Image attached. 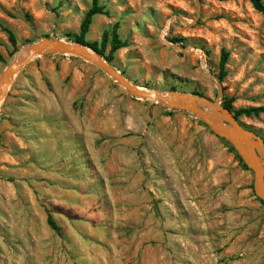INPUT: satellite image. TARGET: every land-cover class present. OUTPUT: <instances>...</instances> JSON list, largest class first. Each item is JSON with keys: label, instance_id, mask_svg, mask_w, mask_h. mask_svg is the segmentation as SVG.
<instances>
[{"label": "rangeland", "instance_id": "obj_1", "mask_svg": "<svg viewBox=\"0 0 264 264\" xmlns=\"http://www.w3.org/2000/svg\"><path fill=\"white\" fill-rule=\"evenodd\" d=\"M94 2L107 15L92 17L85 40L100 42L117 24L127 46L109 64L134 85L215 101L220 83L221 105L264 108V12L248 0H0V75L43 38L73 43ZM175 16L187 24L170 23ZM222 50L228 59L220 81ZM7 94L0 105V264H116L136 245L132 257L152 259L157 242L148 249L137 232L147 216L160 221L171 245L209 244L219 252L255 221L264 245L252 171L192 114L133 98L94 64L60 54L32 59ZM237 120L264 140V111ZM45 124L73 147L47 153L20 146L15 136L28 144L34 133L37 141ZM117 178H128L131 204ZM134 209L136 222L125 220Z\"/></svg>", "mask_w": 264, "mask_h": 264}, {"label": "water", "instance_id": "obj_2", "mask_svg": "<svg viewBox=\"0 0 264 264\" xmlns=\"http://www.w3.org/2000/svg\"><path fill=\"white\" fill-rule=\"evenodd\" d=\"M195 2L198 6L199 0H195ZM173 21L186 23L183 18L178 16L170 19V23ZM174 48L176 47L174 46ZM23 49H25V54L19 58L15 57L0 75V105L15 77L32 59L47 54L81 58L98 67L131 97L151 100L167 109L188 112L209 127L214 135L229 142L242 162L252 171L255 195L264 202V140L255 132L243 127L233 113L221 105L222 90L220 83H217L218 95L215 101L185 92L161 93L134 85L102 56L81 44L66 42L61 39L43 38ZM202 61L204 60L201 59ZM206 73L210 78H213L211 74Z\"/></svg>", "mask_w": 264, "mask_h": 264}, {"label": "crops", "instance_id": "obj_3", "mask_svg": "<svg viewBox=\"0 0 264 264\" xmlns=\"http://www.w3.org/2000/svg\"><path fill=\"white\" fill-rule=\"evenodd\" d=\"M7 98L8 94L4 100ZM42 126L45 127L46 133L44 134V138H38L37 141L33 140L36 137L34 133L30 134L29 137L31 140L28 142V144L18 139V136H15V138L19 140L20 146L38 148L39 151L45 150L47 153H54V149L56 147L60 149L67 148L70 145L73 147L71 142L64 144L63 141L60 142L59 140L55 139L51 131H49L48 124ZM50 130H52V128ZM130 151L132 152L131 148ZM127 181L128 178H117L116 183L121 186L125 185V187L120 191L123 192L122 194L125 193L127 195L126 202L131 204L130 202H132L133 197L128 196H130L129 194L133 191V189L129 187V184H125ZM63 203L65 204L66 210L72 211L69 204L67 205L66 202ZM138 213V210L134 209L131 212H127L124 218L125 220L130 219V222L135 223L136 221L134 219V215ZM251 226L253 227L248 228L245 232H243L241 237L237 239H246L245 242L238 243L237 240H234L227 247H223L219 252H215V249H213L212 245L209 244L191 243L186 244L187 246H185L183 243H181L179 246L171 245L170 243L168 244L166 241V236H164L162 233L163 230L161 231L160 221L154 222L153 220H150L149 216H147L145 222L140 223V226L137 227V232L141 233V241L144 243L147 242L146 247L148 249L151 246V242H157V257L150 259L142 256L140 260L136 257H132L136 256L134 254L137 253V249L139 248V245H136L133 250L136 251V253L134 252L129 258L117 259L116 264H263V260L261 259V257L264 255V245L263 241L261 240L262 233L256 235V232H254V228H258L259 223L255 221ZM133 246L134 245L132 244L123 243V247L127 249H133ZM141 246L142 244L140 247ZM170 246H172V248ZM170 253H173V259L171 258Z\"/></svg>", "mask_w": 264, "mask_h": 264}, {"label": "trees", "instance_id": "obj_4", "mask_svg": "<svg viewBox=\"0 0 264 264\" xmlns=\"http://www.w3.org/2000/svg\"><path fill=\"white\" fill-rule=\"evenodd\" d=\"M221 1H227V0H221ZM248 1L256 11L261 12V13L264 12V0H248ZM96 14L107 15V12L103 11V9L101 7H98L96 5V2H94L92 4V6L89 8V10L87 11L84 19L82 20V22L80 24L79 33L70 35V37H71L70 40L73 43L81 44V45H84V46L92 49L93 51L98 53L100 56H102L108 63H110L112 60L113 53L116 52L117 50L121 49V48L126 47L127 42L122 41L120 39L118 32H117V29H118L117 24H115L112 27L110 33L104 32L102 34L100 42H96V41L92 42V43L87 42L85 40V36L87 35V33L89 31V26L91 24L92 17ZM4 30L8 33L9 39L11 40L12 44L14 45V38H13L12 34L10 33V31L8 29H4ZM172 40L174 43L181 42V40L178 38H174ZM107 44L110 45V49H109L108 54L104 55V51H105ZM227 59H228V53H226L224 50H222L221 55H220V59H219V64H218L219 80L220 81H222L226 75L225 65L227 63ZM2 60H3V58L0 55V61H2ZM222 105L226 109H229L233 113V115L236 119L241 115H244V116L258 115L259 113L264 111V108H262V107L244 108V109L233 110L232 106H231V102L229 100H225L222 103ZM237 157H238L239 162L242 164V167L244 169L250 171V169L242 162L240 157L239 156H237ZM258 200L260 201L261 204L264 205L263 201H261L260 199H258ZM47 224L51 227V229H53L57 233V235L61 236L60 228L56 225V223L54 222V220L50 216H48V218H47Z\"/></svg>", "mask_w": 264, "mask_h": 264}, {"label": "bare ground", "instance_id": "obj_5", "mask_svg": "<svg viewBox=\"0 0 264 264\" xmlns=\"http://www.w3.org/2000/svg\"><path fill=\"white\" fill-rule=\"evenodd\" d=\"M167 32V27H166V29H165V33ZM25 49H23L22 50V52L18 55V57L17 58H19V57H21L22 55H24L25 54V51H24ZM197 54H199V53H197ZM202 66H203V68L205 69V63H204V61H202Z\"/></svg>", "mask_w": 264, "mask_h": 264}]
</instances>
